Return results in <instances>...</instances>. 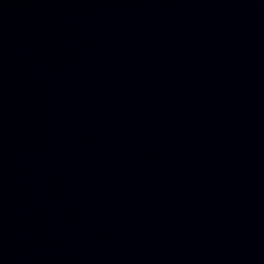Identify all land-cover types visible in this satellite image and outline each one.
I'll list each match as a JSON object with an SVG mask.
<instances>
[{"label":"water","instance_id":"water-1","mask_svg":"<svg viewBox=\"0 0 264 264\" xmlns=\"http://www.w3.org/2000/svg\"><path fill=\"white\" fill-rule=\"evenodd\" d=\"M0 264H264V0H0Z\"/></svg>","mask_w":264,"mask_h":264}]
</instances>
